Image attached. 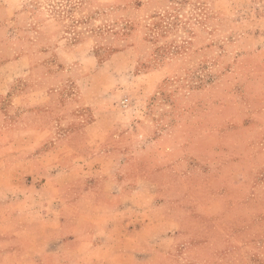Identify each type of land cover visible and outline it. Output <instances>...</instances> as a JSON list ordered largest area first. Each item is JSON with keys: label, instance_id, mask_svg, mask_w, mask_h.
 Segmentation results:
<instances>
[{"label": "rangeland", "instance_id": "1", "mask_svg": "<svg viewBox=\"0 0 264 264\" xmlns=\"http://www.w3.org/2000/svg\"><path fill=\"white\" fill-rule=\"evenodd\" d=\"M97 112L103 169L156 184L142 264H264V0H0L3 175Z\"/></svg>", "mask_w": 264, "mask_h": 264}, {"label": "crops", "instance_id": "2", "mask_svg": "<svg viewBox=\"0 0 264 264\" xmlns=\"http://www.w3.org/2000/svg\"><path fill=\"white\" fill-rule=\"evenodd\" d=\"M83 105L93 104L83 99ZM108 117L97 112L41 128L53 140L33 148L39 153L24 160L23 174L0 169V264L143 263L141 220L146 214L155 223L157 209L145 212L144 205L153 204L156 184L138 177L129 187L131 180L103 169L100 156L111 151L89 145L109 136Z\"/></svg>", "mask_w": 264, "mask_h": 264}]
</instances>
